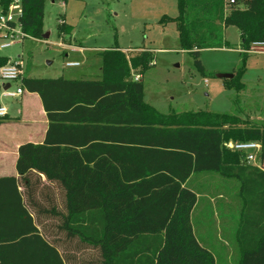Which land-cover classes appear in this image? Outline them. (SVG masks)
<instances>
[{"label":"trees","instance_id":"16d2710c","mask_svg":"<svg viewBox=\"0 0 264 264\" xmlns=\"http://www.w3.org/2000/svg\"><path fill=\"white\" fill-rule=\"evenodd\" d=\"M19 1L22 32L42 38L45 0ZM234 1L226 9V0H177V17L161 21L176 24L201 73V51L231 48L227 28H237L244 61L264 40V0ZM100 55L101 81L21 80L50 125L43 144L19 147L17 177L0 178V264H66L65 243L93 251L99 264H216L192 225L197 194L185 184L199 173L240 183V264H264V125L206 111L161 114L145 103L142 79H129L131 67L142 77L154 66L149 50L130 61L119 47ZM9 62L0 57V67ZM238 76L224 85L240 90ZM227 143H258V165L240 163L245 153Z\"/></svg>","mask_w":264,"mask_h":264},{"label":"rangeland","instance_id":"374dc122","mask_svg":"<svg viewBox=\"0 0 264 264\" xmlns=\"http://www.w3.org/2000/svg\"><path fill=\"white\" fill-rule=\"evenodd\" d=\"M12 4L17 21L20 1ZM177 15V0H45L42 34L47 38L16 39L7 48L1 45L10 40L0 38V57L22 64L23 74L11 83V90L15 91L23 78L95 77L103 68L100 53L114 47H119L128 61L149 50L154 66L142 76L144 101L156 111L237 115L241 124L264 125V53H248L244 61L240 34L237 28L229 27L224 36L231 48L201 51V73L190 53L181 50L176 24L161 23L165 17L173 19ZM63 21L73 28L70 35H59ZM68 63L80 66L71 68ZM241 69L243 72L236 75ZM218 74L238 76L235 81L243 87H226L224 84L234 77L221 80ZM129 79L140 80L139 70L131 67ZM2 84L0 80V93ZM0 103L9 110L19 105L18 100L1 96ZM229 144L225 146L229 148ZM240 163L258 165L257 161L249 162L246 155ZM191 187L199 194V206L192 217L199 241L213 253L216 264H240L238 234L244 211L240 183L210 174L193 180ZM210 200L211 206L204 209V203ZM43 223L47 227L56 225L49 219ZM56 237L64 239V235ZM58 248L66 264H99L93 251L76 250L68 243Z\"/></svg>","mask_w":264,"mask_h":264},{"label":"crops","instance_id":"0c3cea01","mask_svg":"<svg viewBox=\"0 0 264 264\" xmlns=\"http://www.w3.org/2000/svg\"><path fill=\"white\" fill-rule=\"evenodd\" d=\"M71 51H76V50H71ZM79 66L80 64L78 66L71 67V68H76ZM82 75L83 74H81L80 77L61 78V79L69 80V81H101L102 80V69H101V73L95 77H85L84 75H83L84 77H82ZM142 78L143 77H141V79ZM51 79H54V78H51ZM8 85L9 84H6V85L2 84V90L6 87L9 88V86L12 88L11 85L9 86ZM22 90H23L22 95H20L17 98H14L16 101L18 100L19 105H17V107L13 108L12 110H9V108L5 106L7 109V116H5L4 118L0 120V178L17 177L16 164H17V160L19 156L18 155L19 147L25 143H32L35 145L43 144L46 138V133L49 129V125H50L49 120L47 118V114L44 110V107H43V104H42V101L39 95L36 93H29L23 88ZM148 105L153 107L150 104ZM169 113L170 111L167 113H161V114L167 115ZM91 143H98V141L96 142L94 141ZM210 174L211 173L193 174L189 178V180H187L185 185L190 187L193 190V188L191 187V183L193 180L198 179V178L202 179ZM42 179L44 180L45 178L43 177ZM196 194H197V203L193 209L191 218L193 217V214L195 215L196 209L199 206L198 205L199 204V194L197 192ZM211 203H212L211 200L206 201L204 203L203 208L205 209V207L206 208L210 207ZM203 214H204V211L201 210L200 215H203ZM193 230H194L195 236L199 240L198 238L199 236L197 235L196 228H193Z\"/></svg>","mask_w":264,"mask_h":264},{"label":"built area","instance_id":"2783aa9c","mask_svg":"<svg viewBox=\"0 0 264 264\" xmlns=\"http://www.w3.org/2000/svg\"><path fill=\"white\" fill-rule=\"evenodd\" d=\"M234 0H226V5L232 7L235 5ZM15 7L11 4L8 9L5 11L3 6L0 5V38L9 39L10 42H6L1 45V48L9 47L13 41L16 39H25L27 36L22 32L19 25V18L16 21L17 15L14 14ZM21 14V10H20ZM20 16V15H19ZM73 50V49H72ZM248 53H264V40L260 42H255L250 46ZM79 63H68L67 66L75 67ZM21 62H12L10 61L6 66L0 69V80L4 85H11L12 82H16L21 78L23 74ZM22 87H18L15 91L11 90V87L4 88L1 92V98H17L22 95ZM7 116V109L4 105L0 104V119ZM230 149L242 151L245 153L246 158L249 162L257 161V155L261 149V146L258 143H241V144H232L228 145Z\"/></svg>","mask_w":264,"mask_h":264},{"label":"water","instance_id":"95a60500","mask_svg":"<svg viewBox=\"0 0 264 264\" xmlns=\"http://www.w3.org/2000/svg\"><path fill=\"white\" fill-rule=\"evenodd\" d=\"M43 38H47V35H43ZM234 76L231 74H218L217 78L221 79V80H225V79H232ZM9 86V85H8ZM7 88V87H6Z\"/></svg>","mask_w":264,"mask_h":264}]
</instances>
